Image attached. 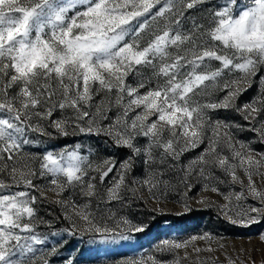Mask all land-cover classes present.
Masks as SVG:
<instances>
[{
  "label": "snow or ice",
  "instance_id": "1",
  "mask_svg": "<svg viewBox=\"0 0 264 264\" xmlns=\"http://www.w3.org/2000/svg\"><path fill=\"white\" fill-rule=\"evenodd\" d=\"M194 11L199 15L190 14ZM261 71L264 0H0V264H34L28 253L33 244L43 243L34 234V205L48 193L72 222L64 230L70 236L123 241L144 232L146 225L125 217L109 226L114 214L105 216L99 204L122 201L125 191L136 193L132 185L150 194L161 184L168 187L164 171L153 166L174 168L170 160L178 162L205 139L204 151L181 168L180 182L190 191L189 181L196 179L203 191L222 196L220 210L234 225L248 227L264 219V187L257 183L264 184V153L234 138L231 129L241 125L208 114L220 109L239 113L264 143ZM258 75L260 91L241 106L239 97ZM218 93H224L222 98H215ZM29 133L46 139L105 136L130 155L119 168L110 157L91 161L79 144L38 156L23 151L34 143ZM139 137L147 143L138 146ZM140 155L146 175L130 185L127 178ZM114 170L116 176L101 191ZM46 177H51L46 185L34 183ZM219 185L230 190L221 192ZM69 190H78L84 203L64 198ZM248 197L259 206L242 203ZM93 201L98 202L96 212ZM198 203L205 204L206 198ZM213 239L205 233L186 241L164 240L158 251L174 253L172 260L149 256L127 264H181L191 258L189 247L197 254L195 264H215L211 257H199L202 251H216ZM196 240L209 246H193ZM56 253L53 247L50 254Z\"/></svg>",
  "mask_w": 264,
  "mask_h": 264
},
{
  "label": "rangeland",
  "instance_id": "2",
  "mask_svg": "<svg viewBox=\"0 0 264 264\" xmlns=\"http://www.w3.org/2000/svg\"><path fill=\"white\" fill-rule=\"evenodd\" d=\"M218 2L222 3L223 0H218ZM190 14L199 15L195 11ZM213 63L216 64L217 62ZM259 75H264V71H261ZM259 75L248 91L239 97L238 104L241 106L251 101L260 91L262 86L259 83ZM129 83H133V81L130 79ZM223 95L224 93H218L215 98H222ZM208 114L212 120H223L241 125L242 129H231L234 138L247 144L256 153H264V143L260 142L255 132L248 130L251 127L250 124L243 120L239 113L220 109L209 111ZM59 115L57 112L53 118H58ZM109 115L114 116L115 111ZM108 122L105 121L104 123ZM49 131L53 130L49 129ZM207 136L211 137L210 130H208ZM28 138L34 143L25 145L23 151L38 156L43 155L47 150L59 151L65 147L71 149L79 144L81 146L80 153L89 156L91 161L99 163L110 157L117 162L116 166L119 168L120 162L130 155L129 150L124 152L125 154L117 152V147L105 136L77 134L46 139L39 137L36 133H29ZM137 143L138 146H143L147 143V139L139 137ZM207 143L208 141L205 139L198 148L184 153L178 162L170 160L169 163L175 165L170 170L168 164L153 166L164 171L165 174L162 179L168 181V187L161 184L158 190H153L156 199H153V194H150L146 187L132 185L138 189L136 193L125 191L122 194V201L99 204V208L103 210L105 216L114 214L113 220L108 221L109 226H114L116 220L121 217L127 218L133 224L147 226L144 232L132 234L128 240L105 241L100 236L92 234L84 237L79 236V234L76 236L68 235L64 230L70 228L72 222L65 218V210L52 202L56 198L55 195L48 193V198L45 199L39 197V192L33 191L32 194L39 197L37 204L34 205L36 209L34 234L43 243L33 244V252L28 253V256L34 257V264H43L44 260H48L49 264H67L69 260L72 261V264H127L131 260H147L149 256L170 261L173 259L174 253L158 251L162 241H186L193 236L198 237L208 233L214 238L211 246L216 248V251L212 253L202 251L199 253L200 259L207 260L211 257L215 264H228L227 256L235 260L236 264H252V261H255V264H264V240L261 239V235L264 234V219L248 227L234 225L224 217L220 210L219 206L225 203L222 196L203 191L202 184L197 183L196 179L189 181L192 184L190 191L180 182V178L183 176L181 168L202 153L207 147ZM224 151L227 153L226 148ZM36 167H39L38 162ZM90 175L96 176L97 174L91 173ZM145 175L144 157L140 155L135 158L133 170L127 178L128 183L131 185L133 179L142 180ZM217 175L222 174L217 173ZM115 176L116 171L114 170L105 178V184L101 186V191L104 187L109 186L110 181ZM49 179L51 177L37 178L34 183L44 186ZM254 179L257 178L254 177ZM95 182L100 185L98 178ZM257 183L258 187H264V184L258 180ZM219 187L224 193L230 190L227 185H219ZM16 190L24 189H12V191ZM234 190L240 191L239 185L234 186ZM69 196L78 203H84L86 199L80 196L78 190L75 192L69 190L64 194V198ZM202 198H206L205 204L198 203ZM242 203L259 206L251 197ZM185 204L188 205L187 209L184 207ZM97 205V201L92 202L91 210L93 212H96ZM53 233L56 234L53 235ZM220 244H223L224 248H220ZM193 246L204 249L209 244L203 240H196ZM53 247L57 248L55 255L50 254ZM187 251L191 258L190 260H182L181 264H195L197 254L192 251V247H189ZM179 255L183 257V249L179 250ZM18 258V256L14 257V259Z\"/></svg>",
  "mask_w": 264,
  "mask_h": 264
},
{
  "label": "trees",
  "instance_id": "3",
  "mask_svg": "<svg viewBox=\"0 0 264 264\" xmlns=\"http://www.w3.org/2000/svg\"><path fill=\"white\" fill-rule=\"evenodd\" d=\"M127 151H128V149H126V148H117V152H120L123 154H125L124 152H127Z\"/></svg>",
  "mask_w": 264,
  "mask_h": 264
}]
</instances>
